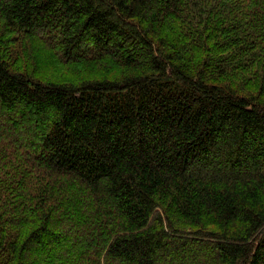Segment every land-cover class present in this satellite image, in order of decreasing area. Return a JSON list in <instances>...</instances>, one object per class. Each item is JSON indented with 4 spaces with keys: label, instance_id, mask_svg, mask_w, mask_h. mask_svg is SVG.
Masks as SVG:
<instances>
[{
    "label": "trees",
    "instance_id": "16d2710c",
    "mask_svg": "<svg viewBox=\"0 0 264 264\" xmlns=\"http://www.w3.org/2000/svg\"><path fill=\"white\" fill-rule=\"evenodd\" d=\"M10 36L100 69L0 54V264H264V0H0Z\"/></svg>",
    "mask_w": 264,
    "mask_h": 264
},
{
    "label": "rangeland",
    "instance_id": "374dc122",
    "mask_svg": "<svg viewBox=\"0 0 264 264\" xmlns=\"http://www.w3.org/2000/svg\"><path fill=\"white\" fill-rule=\"evenodd\" d=\"M0 54L4 55L9 62L11 69L26 72L29 75L35 76L42 81H79L83 78H90L99 74L100 67L94 63L86 61L82 62H64L58 55V52L49 44L41 41L35 36H10L0 42ZM15 148V147H13ZM21 160L19 153L15 152V160ZM6 168L2 170L6 176L12 175L13 177L23 180L30 178L31 175L17 164L5 163ZM61 185L67 187L63 193L56 195H63L68 191L67 195H82L80 188L73 180L68 177H55L52 180V186L61 190ZM60 225H65V222L59 220ZM75 228V227H74ZM73 235L77 234L76 229L72 231ZM76 237V236H75ZM76 242V241H75ZM74 242V243H75ZM71 243V241H70ZM65 243L64 251L54 252V254L46 252L44 255L38 254L34 257L39 264H65L68 258L73 254V245ZM78 244V243H77ZM72 245V246H71ZM71 246V248H70ZM71 249V250H70ZM52 254V255H51Z\"/></svg>",
    "mask_w": 264,
    "mask_h": 264
}]
</instances>
